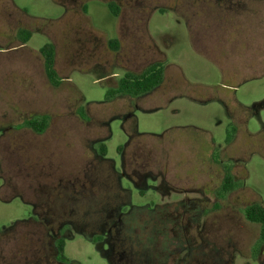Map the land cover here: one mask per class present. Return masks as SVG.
Instances as JSON below:
<instances>
[{"label": "rangeland", "instance_id": "1", "mask_svg": "<svg viewBox=\"0 0 264 264\" xmlns=\"http://www.w3.org/2000/svg\"><path fill=\"white\" fill-rule=\"evenodd\" d=\"M198 1L0 0V264H62L60 237L79 264H264L260 224L244 215L264 206V76L226 98L232 82L215 59L231 61L216 46L200 52L184 22ZM236 3L253 22L225 40L263 35L264 0ZM48 42L58 85L39 52ZM155 62L158 88L107 95ZM43 115V133L21 126Z\"/></svg>", "mask_w": 264, "mask_h": 264}, {"label": "crops", "instance_id": "2", "mask_svg": "<svg viewBox=\"0 0 264 264\" xmlns=\"http://www.w3.org/2000/svg\"><path fill=\"white\" fill-rule=\"evenodd\" d=\"M234 1L215 0L216 3L212 5L207 4L206 0L198 1V4L192 2L190 14L183 15L185 24L190 27L188 29L193 42L200 52L214 50L216 46L217 49L223 50L224 59L231 61L227 63V66H223L219 59H215L220 68L225 70L224 75L227 80L232 82L226 88L228 99L234 97L233 92H237L239 86L264 76V33L256 36L253 32L249 36L239 38L242 39L241 41L239 39L236 41V37H232L235 39L233 44H230L232 41L225 40L228 37L227 31L233 24L237 28H244L249 21L250 24L253 22L252 13L249 14L251 9L248 6L243 5L242 10L245 11L246 8L247 10L241 16L233 12V7H238L236 2L240 0ZM254 11L259 14V26L262 28L264 26V4H259ZM200 14L204 17H200ZM209 23L212 28L206 29L205 24ZM253 42L255 45L250 46Z\"/></svg>", "mask_w": 264, "mask_h": 264}, {"label": "trees", "instance_id": "3", "mask_svg": "<svg viewBox=\"0 0 264 264\" xmlns=\"http://www.w3.org/2000/svg\"><path fill=\"white\" fill-rule=\"evenodd\" d=\"M109 7L115 15L118 14V5L114 2H109ZM21 37L25 39L26 43L32 36V32L29 30H22ZM111 47L113 50L119 48L118 40L110 41ZM39 52L43 58L44 70L46 76L52 85H58L61 79L58 76L57 70L55 68V57H56V48L55 44L48 42L44 44ZM165 77V68L164 65L160 62H155L149 65L145 71L141 74H135L131 71L125 72L124 76L121 77L118 81L117 88L111 90L108 89L107 95L113 97L114 95L120 96H129L131 98H138L144 94L152 92L158 88L164 81ZM48 116L43 115L41 117H35L29 120H26L21 126H26L33 129L37 133H43L47 127ZM122 146H119L118 149H121ZM107 146L103 144L101 151L104 157H107ZM233 182V175L231 173H226L224 178V184L222 188L224 190L230 189ZM120 214L119 216H121ZM245 218L250 222H256L260 224V239L264 242V206L260 204H250L244 209ZM68 216V215H67ZM102 239V236L96 238ZM57 253L56 260L62 264H79L78 261L71 260L65 255V238L60 237L57 240Z\"/></svg>", "mask_w": 264, "mask_h": 264}, {"label": "flooded vegetation", "instance_id": "4", "mask_svg": "<svg viewBox=\"0 0 264 264\" xmlns=\"http://www.w3.org/2000/svg\"><path fill=\"white\" fill-rule=\"evenodd\" d=\"M240 105H242V104H240ZM246 107L249 108V106H246ZM231 116L233 117V121L234 122L242 117V115L240 116L239 113L237 115L231 114ZM245 118L247 119V122L246 123H248L249 116L246 115ZM250 119H251V117H250ZM261 125L264 127V122H262ZM118 225H120V227H118L117 233L120 234V235H116V237H114L115 241H113V236H110V232L112 230V228H111V229L108 230V233H107L108 236H109V238L105 242L108 245L109 251L112 252V253H115L116 252V250H115L116 242L120 241V239H121V226L123 227V219H122V216H119V218L115 221V226L114 227L117 228ZM94 239H95V242L98 243V244H99V242H103V240H104L103 238L97 240L96 237H94ZM120 254H122V253H120ZM121 258H123V256H121Z\"/></svg>", "mask_w": 264, "mask_h": 264}]
</instances>
